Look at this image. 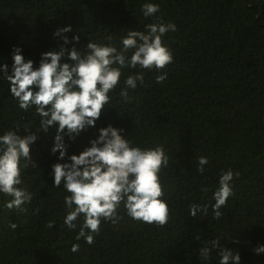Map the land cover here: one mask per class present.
<instances>
[{"label": "trees", "instance_id": "16d2710c", "mask_svg": "<svg viewBox=\"0 0 264 264\" xmlns=\"http://www.w3.org/2000/svg\"><path fill=\"white\" fill-rule=\"evenodd\" d=\"M145 3L159 5L160 11L144 17ZM157 17L177 27L162 38L172 64L146 71L144 84L129 89L128 103L119 92L139 69H122L119 87L109 93L110 109L96 126L74 141L65 136V160L51 152L56 127L37 133L30 152L36 167L23 169L21 161L19 187L33 197L27 212L7 209L12 197L0 193V264H219V249H212L207 260L199 252L216 239L221 248L239 253L240 264H264V253L254 254L264 245V0H0V65L11 74L18 47L25 62L32 60L38 68L42 53L63 45L54 33L68 26L69 41L80 36L79 43L63 45L69 50L83 53L90 41L120 50L128 31H145ZM165 72L167 79L157 83ZM3 76L0 71V136L17 122L35 132L40 125L35 108L21 110ZM109 125L123 129L133 147H164L169 165L160 177L171 218L158 228L131 219L121 204L123 219L115 225L102 221L89 245L75 239L83 215L75 231L64 224V197L70 194L63 185L53 187L52 166L70 162L67 157L89 148L99 129ZM202 156L208 159L203 174L197 171ZM228 170L239 176L234 175V195L216 220L213 195ZM194 203L207 205V215L190 216ZM49 221H55L51 229ZM74 244L77 252L71 250Z\"/></svg>", "mask_w": 264, "mask_h": 264}, {"label": "clouds", "instance_id": "9594fccd", "mask_svg": "<svg viewBox=\"0 0 264 264\" xmlns=\"http://www.w3.org/2000/svg\"><path fill=\"white\" fill-rule=\"evenodd\" d=\"M141 11L144 17H153L160 11L157 4L145 3ZM157 22L146 25L145 31L131 30L122 38V48L89 42L85 52L81 53L72 47H64L71 42L79 43L76 35L69 41L66 33L71 27L58 29L54 36L63 38L59 51H49L41 54L38 68L34 62H25L20 48L13 49V65L11 74L6 64L0 65L10 85V94L18 102L19 108L27 113L33 107L39 117L40 125L33 132L29 125L17 122L12 129L0 136V193L12 197L5 206L9 210L16 209L26 213V204L32 201V194L19 187L22 183V168H35L30 152L31 145L37 139L38 132L47 133L56 127L52 154L59 153L58 159L65 160L69 140H75L88 128H94L102 113L110 104V92L115 91L120 84L122 69H139L134 75H129L124 81V88L119 96L124 103L130 102L129 89L136 90L138 83L144 84L145 72L165 70L173 63V54L163 45L162 38L169 32L177 31L174 23H164L159 17ZM111 40V37L108 38ZM132 52L129 57L128 53ZM68 63H61L62 59ZM167 79L166 72L156 77L157 83ZM58 126V127H57ZM23 129L27 135L17 133ZM117 129L109 125L99 129L97 139L90 141L91 146L82 153L67 157L70 162L56 163L52 166L53 187L63 185L70 195L64 197L67 215L64 224L70 231L78 227L77 221L83 215L84 221L79 226L75 239H84L89 245L95 242L100 234L102 221L113 225L123 219L118 210L124 205L127 215L135 220L158 228L166 227L171 216L168 203L163 199L164 187L160 174L169 165V156L163 146L152 149H141L131 146L128 139ZM197 171L201 174L208 164L207 157L198 158ZM239 173L232 170L222 172L220 187L215 191L212 205L214 219L223 217L221 208L227 207V201L234 195L231 182ZM207 191V189H202ZM208 206L192 204L189 215L197 217L203 212L207 215ZM36 209L34 214H38ZM55 221H49L48 229L53 228ZM17 225L11 224L15 230ZM199 239V237H197ZM211 248L200 249V256L209 258L212 249H219L221 257L219 264H240L239 253L221 248L220 240L208 242ZM238 243V242H237ZM73 252L79 250V244H74ZM264 253V245L254 249V254Z\"/></svg>", "mask_w": 264, "mask_h": 264}]
</instances>
